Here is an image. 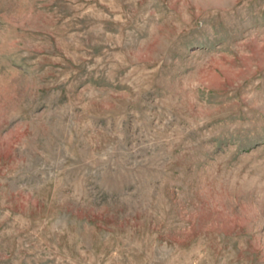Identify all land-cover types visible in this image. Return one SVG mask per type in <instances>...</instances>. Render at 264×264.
Instances as JSON below:
<instances>
[{
  "label": "rangeland",
  "instance_id": "1",
  "mask_svg": "<svg viewBox=\"0 0 264 264\" xmlns=\"http://www.w3.org/2000/svg\"><path fill=\"white\" fill-rule=\"evenodd\" d=\"M0 264H264V0H0Z\"/></svg>",
  "mask_w": 264,
  "mask_h": 264
}]
</instances>
